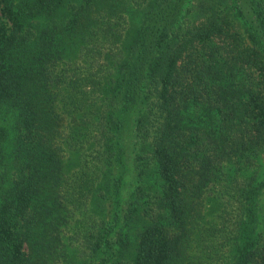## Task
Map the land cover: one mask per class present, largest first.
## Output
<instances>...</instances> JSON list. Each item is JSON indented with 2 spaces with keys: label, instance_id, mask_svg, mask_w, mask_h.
<instances>
[{
  "label": "trees",
  "instance_id": "obj_1",
  "mask_svg": "<svg viewBox=\"0 0 264 264\" xmlns=\"http://www.w3.org/2000/svg\"><path fill=\"white\" fill-rule=\"evenodd\" d=\"M129 127L179 224L164 236L151 216L131 258L146 206L116 169ZM263 146L264 0H0V264H184L186 161L201 156L205 181ZM262 187L238 190L230 264H264Z\"/></svg>",
  "mask_w": 264,
  "mask_h": 264
},
{
  "label": "rangeland",
  "instance_id": "obj_2",
  "mask_svg": "<svg viewBox=\"0 0 264 264\" xmlns=\"http://www.w3.org/2000/svg\"><path fill=\"white\" fill-rule=\"evenodd\" d=\"M126 132L125 140L130 150H127L122 167L120 168L119 165L116 167L123 172L122 196L128 198L136 186H142L143 193L139 203L146 206L141 214L134 215L128 229L130 242L127 243L126 252L131 258L140 233L153 222L150 220L151 216L156 218L154 221L157 224L162 225L164 236L175 233L179 224H176L177 221L172 217L170 207H165V204L168 205L166 200L162 207L160 206L161 199L165 198L167 193L168 180L160 173L157 164L151 161L148 153H145L139 161L133 159L130 127ZM200 158L201 156L197 161L193 159L186 161L188 163L186 176L191 179L186 182V187H183L181 193L187 220L185 232L179 237L183 238V244L178 253L184 258V264H230L233 252L232 229L235 220L239 218L236 196L244 180H249L251 176L259 178L264 176V146L255 164L250 165L249 162V165H242L239 158L235 157L224 160V164L222 162V166L215 167L205 181L202 180ZM243 167L245 168L242 169ZM257 198V228L262 231L264 187L259 190ZM112 203L111 200L107 202L110 205L109 216L112 214ZM91 208L92 205L88 212L93 218H98L99 213L92 214ZM75 218L77 222L74 224L79 229L86 228L83 214H77ZM78 220H81L83 225H79ZM72 229L71 226L66 228V236H72ZM76 249L82 250L83 246L72 240L68 244V252Z\"/></svg>",
  "mask_w": 264,
  "mask_h": 264
}]
</instances>
